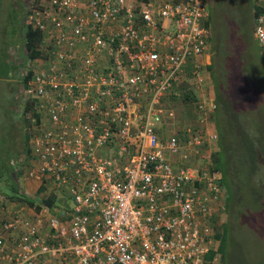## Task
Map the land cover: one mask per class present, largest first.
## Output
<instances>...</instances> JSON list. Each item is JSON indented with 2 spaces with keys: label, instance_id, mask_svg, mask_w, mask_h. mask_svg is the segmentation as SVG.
<instances>
[{
  "label": "built area",
  "instance_id": "obj_1",
  "mask_svg": "<svg viewBox=\"0 0 264 264\" xmlns=\"http://www.w3.org/2000/svg\"><path fill=\"white\" fill-rule=\"evenodd\" d=\"M23 4L25 27L45 36L29 88L39 122L27 175L68 192L74 208L69 223L49 218L52 237L70 236L58 245L39 233L40 220L3 221L0 264H59L68 255L77 264H204L217 248L221 186L196 156L218 138L217 103L210 91L193 96L197 122L182 126L165 101L183 80L202 82L207 0ZM254 13L264 48V0Z\"/></svg>",
  "mask_w": 264,
  "mask_h": 264
},
{
  "label": "rangeland",
  "instance_id": "obj_2",
  "mask_svg": "<svg viewBox=\"0 0 264 264\" xmlns=\"http://www.w3.org/2000/svg\"><path fill=\"white\" fill-rule=\"evenodd\" d=\"M21 1L23 0H0V50L7 49L8 53H11L10 55L17 59L24 57L21 55L24 47L21 38L22 27L20 23L23 20L22 15L25 4L20 7ZM229 2L223 8L232 18H228L225 23L220 22L218 18L214 17L211 20V33L213 38H217L216 49L218 50L214 55V60L225 63V66H223L217 62H213L212 66L214 68L218 66L217 73L225 71V76L229 82V94L231 97H236L237 99L235 109L231 107L229 109L239 111L240 114H243L239 109L240 106L243 107L240 98L249 99L253 94H257V87L264 79V60L260 58L262 57L264 59V51L260 48L254 36L252 6L255 4V0H229ZM211 6L213 9L214 5ZM207 7L208 9L210 8L209 4H207ZM218 31H221L224 37L222 41L218 40ZM16 61L19 62V60ZM29 62L25 59L20 60V67L16 73L19 79L11 78L10 76L7 78L0 77V103L5 101L4 106L0 104V162H2V167L5 169L11 168L12 163V167H14L19 176L18 186L21 191L29 197L34 198L37 202H40V197L48 194L46 192L39 194L37 189L39 188L38 186H41V182L27 175L30 168L31 159L29 158L31 157V153L29 154L26 150L25 140L29 130L25 122L30 120L32 125L30 126L31 132L36 123L32 113H26L25 111L26 100L31 97L27 93L24 94V84L22 83L24 79L22 78V74H26L29 68L32 67V64ZM210 73L209 68L206 69L205 67L201 71V83H203L204 92L207 95H209L210 90L215 92L216 89ZM188 82L190 83L191 80ZM9 89L11 91L6 92ZM17 89L19 94L22 95V100L19 103L20 106L14 108L15 105H8L7 100L10 99L12 101L15 96H13L14 92L12 91H17ZM187 97L188 93L183 95L184 99ZM192 99H194L193 96ZM256 99L258 103H262L258 105L264 106V99L260 97ZM252 107L253 104H250L246 108ZM260 109L261 113L264 114L263 107ZM249 118L247 116L244 120L245 122H250V126H252V120L248 121ZM212 122L216 125V118L211 120ZM255 123L258 124L257 121ZM217 142L210 146L208 152H212L213 150L215 153L219 150ZM186 152L180 149L178 154L182 155ZM258 169L259 166L255 172ZM8 172L10 174H7ZM11 179L12 173L10 171H5L1 176L3 183L1 184L2 187L0 185V213L2 211L5 215H8L7 213L11 210H19L18 213L22 212L25 217L40 220L41 226L46 229L49 215L48 208L43 207L42 210L36 211L35 208L20 203L19 200L13 201L6 197L5 194H10ZM4 183L9 186H3ZM61 192H58L59 203L56 205V211H60L58 208H70L74 204L67 193ZM255 200L256 197L250 193H246L245 197L240 199V203H243L242 206L243 209L245 208V211L244 216L243 214L240 215L241 219L239 218L235 224L234 219L232 218V221L227 214L226 216H221L218 221V231L215 232L217 248L212 250V252H216L212 264H264V224L262 225L261 223H264V215H260V212H257L255 203H253ZM226 224H234V226L228 229L226 228L224 232V226L226 227ZM222 252H224V255L227 253L225 259H223Z\"/></svg>",
  "mask_w": 264,
  "mask_h": 264
},
{
  "label": "trees",
  "instance_id": "obj_3",
  "mask_svg": "<svg viewBox=\"0 0 264 264\" xmlns=\"http://www.w3.org/2000/svg\"><path fill=\"white\" fill-rule=\"evenodd\" d=\"M229 3V0H207V4H209L210 6L209 9L211 20H213L214 18H218L220 22L225 23L228 18H232L231 15L229 16L223 8L225 4ZM211 5H214L213 9ZM252 8L253 18L255 19V4L252 6ZM22 34L23 36L21 38L23 46L27 50V52H29L28 58L38 57L39 52L37 50V47L42 40V34L39 31L32 29L31 27H23ZM218 37L219 41H222V39L224 38L221 34V31H218ZM216 39L217 38H213L211 34L210 42L213 45V48H216ZM216 51L218 50L216 49ZM214 62L225 66V63H223L222 61L219 62L218 60H214ZM11 64L12 63L10 59L8 60L7 49H3L0 52V77H9L8 69L11 67ZM208 68L211 72V76L216 86L215 100L217 103V110L215 118L218 138L216 140H213L212 142L207 141L206 143H204L205 145L201 150L202 152H200L201 155L204 156L203 158L209 157L208 159H211L210 168L214 176L218 178L221 186L220 196L222 203L220 204V213L222 214L219 217H216L215 215V217L213 218L214 227L216 231H218V221L220 220L221 216H226L227 214L229 218L234 219V224L235 222L237 223L240 215L243 214L244 216L245 208L243 209V203H240V199H243L246 193H250L256 197V200L253 201V203H255V207L258 210L257 212H260V215H264V114H262L260 111V108L263 107L264 109V106L258 105L262 103H258L256 99L259 97L261 99H264V79L259 84L260 86L258 85L257 87V94H253L249 99L239 97L241 104L243 105V107L238 106L241 113H243L240 114L239 111L229 109V107L235 109L234 107L237 105V99L236 97H231L229 94V82L225 76V71L217 73L218 66L214 68L212 64L209 65ZM32 75L33 71L29 70L24 80H22V83L24 85H27V82ZM10 91L11 89L6 90V92ZM12 92H14L13 96L15 95L16 98L14 96L12 101L8 99V105H15L14 108H18L20 106L19 103H21L22 100L21 94H19L18 89L17 91L13 90ZM4 103L5 101L0 104L4 106ZM250 104H253L254 108H246ZM25 105L26 113L31 112L32 116H34L35 120L37 121L38 113L36 112L34 107V100L31 98L26 100ZM247 116L250 117L248 121L252 120V126H250V122H245L244 119ZM255 121H257L258 124H256ZM37 122H39V119ZM25 124L27 125L29 130V133L27 134L25 140L26 150L30 154V139L34 133V127L32 128L33 130L31 132L30 126L32 125L30 123V120H28V122L26 121ZM216 141H218L217 146L219 147V150L215 153L213 150L212 152H208L210 146L215 144ZM12 165L13 164L11 163V168L5 169L2 167V162H0V185L3 183L1 180L2 174L5 171H10L12 173V179L10 182L12 183L10 185V194H5L8 199H11L13 201L19 200L20 203H24L29 207L35 208L36 211L42 210L43 207L48 209L49 207H56V205L59 203V195L57 192L48 193L49 185L47 187L45 184H41V186L38 188L39 194H42L43 192H46L48 194L40 197V202H37L34 198H31L24 192H22L18 186L19 176ZM258 166L259 169L257 170V172H255ZM7 174L10 173L8 172ZM3 186L8 187L9 185H6L4 183ZM39 194L38 196H40ZM58 209L61 212L64 210L60 208ZM57 215H59V213H57ZM59 219L63 220L62 218ZM261 223L262 225L264 224L263 222ZM234 224H226V227L224 226V232L226 231V228L228 229L234 226ZM224 252H222L223 259H225L227 255V253L224 255ZM215 255L216 252L211 251L207 256V261L204 264H212L214 262Z\"/></svg>",
  "mask_w": 264,
  "mask_h": 264
},
{
  "label": "crops",
  "instance_id": "obj_4",
  "mask_svg": "<svg viewBox=\"0 0 264 264\" xmlns=\"http://www.w3.org/2000/svg\"><path fill=\"white\" fill-rule=\"evenodd\" d=\"M21 5H23V1L20 2V7H21ZM22 17H23V20H21L20 26L22 27V30H23V27L26 26L24 11H23ZM29 27H32V26H29ZM211 30H212V28H211ZM37 31H39V30H37ZM39 32L42 34V40H41L40 44L37 47L38 48L37 50L39 52L38 57H36V58H31V57L28 58L29 57V52H27V50L25 48H23V53L21 52V55L24 56L23 58L20 57L21 59H17L15 57L11 56L10 55L11 53L10 54L8 53V60L10 59V61L12 63L10 65L11 67L8 69V74H9V76L11 78L13 77V78L19 79L17 77L16 73L19 70L18 68L20 67V60L25 59L27 62L30 61L29 63L32 64V67H30L29 70L33 71V75L28 80L27 85H24V94L27 93V94L30 95V92H29L30 82L34 78V75H35L36 71H38L40 68L43 67V62L45 61V60H43L44 56L42 55L43 52L41 51V47L43 45V38L45 36H44V34L41 31H39ZM22 36H23V34H22ZM254 36L256 38L255 33H254ZM210 38H211V36H210ZM256 40H257V38H256ZM257 42H258V40H257ZM258 44H259V42H258ZM259 46H260V44H259ZM260 48L264 51V48H262L261 46H260ZM216 52H217L216 48H213V45L211 44L210 52H208L207 54H205L203 57L200 58L202 60V63H203V65H204V67L206 69H208V66L211 65L214 62L213 57H214V54ZM23 54H25V55H23ZM260 58H261V60H264L262 57H260ZM101 59H103V57H101ZM16 60H19V62H17ZM258 60H259V58H258ZM99 61H100V63L103 62V60H99ZM203 69L204 68H202L201 71ZM29 70L26 72V74H22L23 75V77H22L23 79L26 77V75L29 72ZM210 75H211V73H210ZM199 79H196V81H195L196 82V86L193 85V83H194L193 81H191L189 83L188 81H186V80L184 81L183 80V82L178 84V86L175 88V90L173 91L172 96H170L169 99L167 101H165L166 105L172 106L173 108H175L176 113H177V123L182 125V126L189 125L191 123H196L197 122L198 112H197V109H195L194 100L192 99V96L197 97V99H198V97H199V99H201L204 96V91H205V89L203 88V83L199 84ZM197 84H199V85H197ZM212 91L213 90H210V92H211L210 96H214L215 97L214 91L213 92ZM186 93H188V97L186 99H184L183 95H185ZM30 97H31V95H30ZM21 98H22V95H21ZM215 116H216V114H215ZM36 125H37V122L35 123V125L33 127L35 128ZM210 127L212 129H216L214 124L210 125ZM211 142H212V140H211ZM203 157H204L203 155L196 156L197 161L201 160L199 162V164L202 165V166H206V164H208L210 166L211 165V159H208L209 157L208 158H203ZM38 187H40V186H38ZM37 191H38V189H37ZM50 192H57L58 193L60 191L56 190V188L53 189V188L49 187L48 193H50ZM61 193H67L69 195V193L66 192V191H62ZM69 197H70V195H69ZM73 208H74V206L72 205V207L66 208L67 210L64 209L61 212V211H56L55 210L56 207H49V215H48V219H47V228L46 229L41 226L40 222H36V223L39 224V233L44 238H47L52 245H58L59 242L66 243L70 239V236L69 235L66 236L68 239L63 238V237H55V238L52 237L51 234H53V236H54L56 231L53 230L50 227L49 218L51 216H55V217L56 216H58V217L60 216L59 218L63 219V220H61L62 222H65V223L68 222L69 223V221L71 220L72 214H73ZM18 211L19 210H11L9 213H7L8 215H5L4 212L1 211V213H0V224L3 221H5V220L11 221L10 219L17 218L18 215H20L22 217H25L22 212L18 213ZM57 213H59V215H57ZM18 236H19V232L16 229L13 232V234H11V236L7 237V239L12 238V237L17 239ZM59 264H77V260L72 255L71 256L68 255L67 258L61 259Z\"/></svg>",
  "mask_w": 264,
  "mask_h": 264
},
{
  "label": "clouds",
  "instance_id": "obj_5",
  "mask_svg": "<svg viewBox=\"0 0 264 264\" xmlns=\"http://www.w3.org/2000/svg\"><path fill=\"white\" fill-rule=\"evenodd\" d=\"M209 10V9H208ZM210 12V11H209ZM262 42H264V41H262ZM214 94H215V92H214ZM215 117L216 116H214V118L212 119V120H214L215 119ZM214 123V122H213ZM214 125H215V123H214ZM215 128H216V125H215ZM216 130H217V128H216ZM215 231H216V229H215Z\"/></svg>",
  "mask_w": 264,
  "mask_h": 264
}]
</instances>
